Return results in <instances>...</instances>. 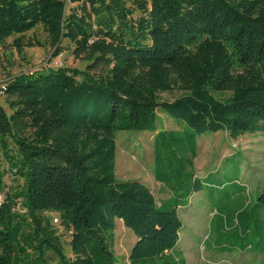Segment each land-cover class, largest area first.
I'll return each instance as SVG.
<instances>
[{
    "label": "trees",
    "instance_id": "16d2710c",
    "mask_svg": "<svg viewBox=\"0 0 264 264\" xmlns=\"http://www.w3.org/2000/svg\"><path fill=\"white\" fill-rule=\"evenodd\" d=\"M70 3L75 6L68 9L64 0H0V48L15 36L19 53L34 47L23 37L40 26L55 56L67 43L86 64L6 81L0 104V153L8 164L7 170L0 164V264H116L117 219L137 238L129 264H186L175 253L183 228L179 210L191 193L166 192L158 202L146 184L119 181L116 134L156 133V163L172 174L155 178L167 188L180 161L173 162V133H159V111L195 132L192 147L208 132L226 131L236 141L264 131V0ZM176 90L183 95L161 101ZM214 92L232 97L221 100ZM7 177L22 184L8 186ZM229 183L238 192L233 196L247 201L238 183ZM260 207L264 187L254 209ZM50 215L58 217L55 222ZM252 216L238 206L219 216L215 232L247 238ZM58 227L70 236L71 257ZM253 247L250 242L243 252Z\"/></svg>",
    "mask_w": 264,
    "mask_h": 264
},
{
    "label": "rangeland",
    "instance_id": "374dc122",
    "mask_svg": "<svg viewBox=\"0 0 264 264\" xmlns=\"http://www.w3.org/2000/svg\"><path fill=\"white\" fill-rule=\"evenodd\" d=\"M64 1L68 9L75 6L70 0ZM16 38L18 37L9 38L0 48V83L24 73L48 69H85L86 64L75 57L73 48L67 43H64L65 49L60 55L55 56V48L50 45L43 27L39 26L24 35V43H32L34 47H25L22 53L13 45ZM182 95L178 90L165 93L161 95V101L173 102ZM214 95L223 100L232 97V92H214ZM0 104L4 105V102ZM158 117L159 133H173V162L180 161L174 165L176 176L168 181L167 188L157 183L155 176H169L172 172L167 174L165 168L156 163V133L121 131L116 134L117 179L121 182L139 181L146 184L158 202L167 199V193L171 194L172 191L185 195L191 193L186 199L187 206L179 210L183 228L175 253V256L178 252L182 253L186 264H264V208L254 209L256 199L264 187V158L261 155L264 153V131L247 134L237 141L231 140L226 131L208 132L197 137L196 145L192 147L190 135L195 132L191 128L182 121L169 117L164 110L159 111ZM0 164L7 170L8 164L1 153ZM177 178H181L180 181ZM234 180L238 183L239 190H244L247 201L242 195L234 197L238 192L229 183ZM6 182L8 186L22 184H15L11 177H7ZM217 186H222L223 190L219 191ZM238 206L246 207L249 213H253L250 217L253 234L238 239L232 231L220 229V233L215 232L219 216L232 214ZM216 214L219 216L215 218ZM50 216L53 222L58 218L56 215ZM57 224L59 226L60 221ZM58 228L62 233V228ZM62 235L65 252L71 257L70 236L64 233ZM136 242L135 234L117 219L113 240L116 264H129ZM250 242L254 243L253 249L243 252ZM235 243L238 248L230 249ZM216 245L223 247L215 248ZM50 264L56 262L50 261Z\"/></svg>",
    "mask_w": 264,
    "mask_h": 264
},
{
    "label": "built area",
    "instance_id": "2783aa9c",
    "mask_svg": "<svg viewBox=\"0 0 264 264\" xmlns=\"http://www.w3.org/2000/svg\"><path fill=\"white\" fill-rule=\"evenodd\" d=\"M31 74H33V73H31ZM7 89H8V87H7L6 82H1L0 83V102H2L4 100ZM2 202H3V196L0 195V206H1Z\"/></svg>",
    "mask_w": 264,
    "mask_h": 264
},
{
    "label": "crops",
    "instance_id": "0c3cea01",
    "mask_svg": "<svg viewBox=\"0 0 264 264\" xmlns=\"http://www.w3.org/2000/svg\"><path fill=\"white\" fill-rule=\"evenodd\" d=\"M230 137V136H229ZM242 138V137H241ZM230 139L232 140V138L230 137ZM237 141V140H236ZM261 155H263V158H264V153H261ZM230 157H231V155H230ZM226 159V158H225ZM213 233H214V230H213ZM216 244V243H215ZM215 248H217V247H215Z\"/></svg>",
    "mask_w": 264,
    "mask_h": 264
}]
</instances>
